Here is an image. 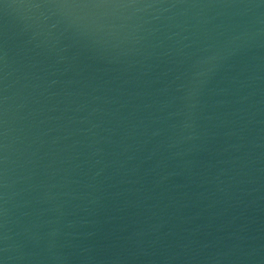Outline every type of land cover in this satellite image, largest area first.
<instances>
[{"label": "water", "instance_id": "95a60500", "mask_svg": "<svg viewBox=\"0 0 264 264\" xmlns=\"http://www.w3.org/2000/svg\"><path fill=\"white\" fill-rule=\"evenodd\" d=\"M0 264H264V0H0Z\"/></svg>", "mask_w": 264, "mask_h": 264}]
</instances>
